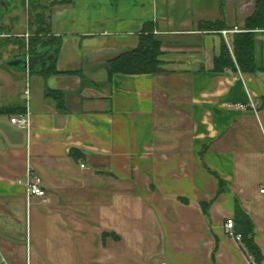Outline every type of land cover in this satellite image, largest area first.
<instances>
[{
    "label": "crops",
    "instance_id": "crops-1",
    "mask_svg": "<svg viewBox=\"0 0 264 264\" xmlns=\"http://www.w3.org/2000/svg\"><path fill=\"white\" fill-rule=\"evenodd\" d=\"M77 1L55 16L63 73L8 63L27 81L0 86V260L250 264L226 231L237 205L264 257V29L256 71L214 70L224 42L233 54L236 31L223 30L242 27L258 0H224L223 11L222 0ZM220 19L221 31L199 26ZM150 21L161 71L109 77L107 61ZM23 114L27 125L12 121ZM30 170L46 197H28Z\"/></svg>",
    "mask_w": 264,
    "mask_h": 264
},
{
    "label": "trees",
    "instance_id": "trees-1",
    "mask_svg": "<svg viewBox=\"0 0 264 264\" xmlns=\"http://www.w3.org/2000/svg\"><path fill=\"white\" fill-rule=\"evenodd\" d=\"M13 0H0V5L2 4V9L7 10L10 7V3ZM34 2V0H31ZM72 0H61L60 3H69ZM57 1L52 2L55 4ZM37 7H32L30 15V23L37 25V30L34 32L32 41L41 39L42 32L45 34L51 33L45 31V28L49 23L47 19H51V14L48 16L45 13L47 9V3L39 0ZM36 20H33L34 10H36ZM221 9H224V0L221 1ZM3 13V12H2ZM46 26V27H45ZM201 28L209 30L221 31L225 29L228 25L225 20H214V21H205L199 24ZM264 29V0H258L255 11L249 15L246 20L244 27L241 28V31L235 32L232 39V51L226 42L223 43L221 47V52L215 57L214 60V70L223 71L226 69L237 70L238 68L245 72H254L257 69V63L255 59V36L256 31ZM54 42L57 40L56 36H51ZM51 48V51L40 52L39 54L44 55V61L42 63V69L40 73L45 76L51 74L63 73L55 67L54 58L56 52L59 48ZM33 48V47H32ZM34 51V49H33ZM38 55V54H35ZM53 55V60H49L50 64L47 62V58ZM163 50H162V40L155 34L154 26L151 22H147L143 28L142 33L140 34V39L138 45L125 53L118 55L117 57L107 61L105 67L109 73V77L113 76L115 73L122 74H134V73H155L161 71V65L163 63L162 59ZM65 73H77V71H67ZM48 95L54 96L56 99L61 97L60 92L48 89ZM62 103V102H61ZM209 202H203L202 207L205 213L209 211ZM236 220L237 226L236 231L242 234V241L240 242L242 248L248 255L250 261L256 260L261 262L264 257L260 247L256 244L254 240V225L251 217L239 206H236Z\"/></svg>",
    "mask_w": 264,
    "mask_h": 264
},
{
    "label": "rangeland",
    "instance_id": "rangeland-1",
    "mask_svg": "<svg viewBox=\"0 0 264 264\" xmlns=\"http://www.w3.org/2000/svg\"><path fill=\"white\" fill-rule=\"evenodd\" d=\"M42 1L47 3V9H45L46 15L48 16L49 14H51V19L49 20L47 19L49 25H47V27L45 26L46 27L45 31L50 30L51 33L46 35L45 32H42L41 39L34 41H32L31 38H33L34 32H36L37 30V25L36 23L35 24L33 23L32 25L29 21H30L32 7H36L38 10H40V8L37 7L39 0H34V2H32L31 0H13L10 3L11 5L7 10L2 9V4L0 5V12H3L1 13L0 16V86L3 87V93L7 94L10 92L8 90L10 86L9 83L13 80L14 82L27 81L26 78H23L24 75L17 74L16 72L9 69L7 66L8 62L10 60L18 59V58L27 59L31 55L39 54L40 52L51 51L52 50L51 48L56 49L59 46V44L57 40L51 42V40H53L51 36L52 35L55 36L53 32L54 30L53 27L57 25L55 20L57 11L60 8V5H65V6L67 5V8L73 9L74 8L73 6L76 4V0H72L69 3H60L61 0H42ZM54 1L57 2L55 4H52V2ZM80 2L83 3L82 6L88 4L86 0L77 1V3ZM99 4L100 3H97V8L100 7ZM37 9L34 10L33 20H36L35 16L37 14L36 13ZM146 23L147 22L144 23L143 28L145 27ZM243 27L244 25L240 28L238 27H235L233 29L227 28V30H223V32L227 31L234 33V31L236 32L241 31V28ZM60 42H61L60 44L61 47L62 40H60ZM230 43L232 45V41ZM226 44L228 45V43ZM21 67L23 68V65H20V68Z\"/></svg>",
    "mask_w": 264,
    "mask_h": 264
},
{
    "label": "built area",
    "instance_id": "built-area-1",
    "mask_svg": "<svg viewBox=\"0 0 264 264\" xmlns=\"http://www.w3.org/2000/svg\"><path fill=\"white\" fill-rule=\"evenodd\" d=\"M227 33H228L227 31H224V34ZM237 106L242 109L248 107L246 103H239L237 104ZM12 121L23 126L29 123L28 115L26 114H23L21 116H15L12 118ZM260 191L264 193V185L260 188ZM27 193H28V197L39 196L44 198L47 195V192L42 185L41 178L38 175H36L32 170L29 171V178L27 181ZM225 226H226V231L230 237L235 238L239 242L242 241V234L236 231V223L233 217L227 218ZM0 264H7L6 260L1 259ZM162 264H169V263L165 261L162 262ZM250 264H260V262L256 260H251Z\"/></svg>",
    "mask_w": 264,
    "mask_h": 264
},
{
    "label": "water",
    "instance_id": "water-1",
    "mask_svg": "<svg viewBox=\"0 0 264 264\" xmlns=\"http://www.w3.org/2000/svg\"><path fill=\"white\" fill-rule=\"evenodd\" d=\"M43 61H44V55L38 54V55H31L27 59L25 58L13 59L10 60L8 63L10 65H23V70L30 72L35 70L36 66L42 64Z\"/></svg>",
    "mask_w": 264,
    "mask_h": 264
},
{
    "label": "flooded vegetation",
    "instance_id": "flooded-vegetation-1",
    "mask_svg": "<svg viewBox=\"0 0 264 264\" xmlns=\"http://www.w3.org/2000/svg\"><path fill=\"white\" fill-rule=\"evenodd\" d=\"M1 13H2V12H0V16H1Z\"/></svg>",
    "mask_w": 264,
    "mask_h": 264
}]
</instances>
